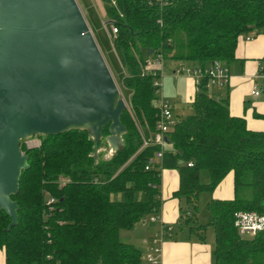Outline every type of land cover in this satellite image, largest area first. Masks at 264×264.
<instances>
[{"label":"trees","instance_id":"1","mask_svg":"<svg viewBox=\"0 0 264 264\" xmlns=\"http://www.w3.org/2000/svg\"><path fill=\"white\" fill-rule=\"evenodd\" d=\"M102 1L117 30L111 43L128 69L122 83L130 90L134 117L123 111V144L106 159L102 152L95 156L94 145L104 143L108 126L96 142L88 129L79 128L37 134L38 147L20 141L28 167L11 196L18 204L16 224L8 229L11 219L0 211L5 264H148L154 236L147 240L144 259L143 249L123 241L120 232L158 216L163 169L177 170L179 184L172 196L184 199L185 206L179 205L174 225L164 226L162 242L192 237L203 242L205 227L211 226L214 264H264V232L241 236L233 224L238 210L264 211V131L250 130L243 117L231 115L228 98L209 92L207 74L214 65L227 68L235 60L241 38L264 33V0H171L163 6L149 0ZM158 54L188 62L202 74L193 112L174 117L168 146L146 169L159 147H141L138 125L148 137L156 131L160 111L153 82L160 71L153 75L146 63ZM255 117L264 119V113ZM228 173H233L234 197H211ZM203 192L210 193L205 224L197 219ZM49 198L53 203L47 204Z\"/></svg>","mask_w":264,"mask_h":264},{"label":"water","instance_id":"2","mask_svg":"<svg viewBox=\"0 0 264 264\" xmlns=\"http://www.w3.org/2000/svg\"><path fill=\"white\" fill-rule=\"evenodd\" d=\"M125 109L76 0H0V211L8 229L17 222L11 196L28 167L20 141L79 128L96 142L108 126L115 147Z\"/></svg>","mask_w":264,"mask_h":264},{"label":"crops","instance_id":"3","mask_svg":"<svg viewBox=\"0 0 264 264\" xmlns=\"http://www.w3.org/2000/svg\"><path fill=\"white\" fill-rule=\"evenodd\" d=\"M249 36L245 39L241 38L237 43L235 60L227 66L228 83L225 86H214L217 89L210 93L219 98H228L230 114L243 117L248 129L264 131V119L255 117L256 113H264V74L261 73V69L264 66V33ZM180 67L181 65L178 66L175 63L170 64L168 68L170 72L164 76L162 81V84H164V89L162 85L163 97L168 98V95H176L180 98L179 92H182L183 89H176V91L173 89L177 86L176 83L185 82V87L189 85L190 92L191 94L193 93L192 98H194L196 87L193 91L189 83L190 81L193 83L192 76L186 72L185 75L183 72H177ZM181 76H184V78ZM254 87L260 91L257 96L251 93ZM171 109L172 114H174L172 106ZM178 184L177 170L163 169L161 171L162 205L160 213L155 216L157 217L154 219L155 221L146 227L141 235L143 240L139 247L143 249L144 259L150 249V243L147 240L159 233L160 230H163L164 226H172L178 219L179 200L172 196V193L178 188ZM212 196L217 199H232L234 197L233 173H228L225 176L214 189ZM212 249L213 245L211 246L208 242L165 239L161 242L160 252L156 257L159 260V264H214L211 254ZM0 264H5L3 249H0Z\"/></svg>","mask_w":264,"mask_h":264},{"label":"rangeland","instance_id":"4","mask_svg":"<svg viewBox=\"0 0 264 264\" xmlns=\"http://www.w3.org/2000/svg\"><path fill=\"white\" fill-rule=\"evenodd\" d=\"M77 3L79 4L81 11L85 17V20L87 22V25L89 27V30L92 32L93 36L95 37L97 44L106 60V63L108 67L110 68V71L117 83V86L120 89L121 97L125 99L127 105H128V110L131 112L132 116L134 117V113L131 109L130 106V90L125 88L123 86L122 80L124 76L128 73V69L125 67V64H121L120 59L118 60L117 54L114 50L113 44L111 41L113 40L114 36L113 34L110 33L111 36L108 35L107 31L110 29V23L109 19L107 18L105 12H104V3L102 0H76ZM164 63V69H163V75L160 78L161 82L164 79V76L168 74L169 71V66L170 64H177L178 66L181 65L184 68H189L192 66V64L184 61H172L170 59H163ZM177 68V67H176ZM183 74L185 75V72L182 71ZM184 78V76H181ZM180 77V78H181ZM163 83V82H162ZM191 84V87L194 91L195 85L192 83V81L189 82ZM177 86L173 89L176 91V89H183L182 92L180 93V98L176 95H168V100L171 103V106L173 107V112H174V117H184L190 113L193 112L192 107H191V98L193 96V93L191 94L189 85L187 83V87H185V82H178L176 83ZM163 89H164V84ZM214 86H219L217 84L211 85V88H209V92H212L213 90H216L217 88ZM193 100V98H192ZM136 120V119H135ZM137 123V121H136ZM139 130L141 133H143L147 138H148V133L144 129H142L139 125ZM123 135V134H122ZM122 135L120 136V139L116 141V146L113 147L112 144L114 141H109L112 136L109 134L104 138V143L98 148V152H102L101 158L106 159L109 158L116 150H118L122 144H123V138ZM109 138V139H108ZM38 137L37 134H34L33 136L26 137L22 141L26 145L28 144H38ZM118 197V196H116ZM213 197V196H211ZM210 199V193L203 192L199 196V201H198V213H197V219L199 223L205 224L208 219V210H207V202ZM184 199L179 200V205L184 207ZM155 216H148L144 220L139 221L135 227L132 230H123L120 232V238L128 243H132L136 245L137 247L141 246V241L143 240L142 234L143 231L146 229V227L150 226L151 223H153ZM179 218V216H178ZM144 221H146L144 223ZM174 225V224H173ZM174 226V230H175ZM185 228V227H184ZM177 230V229H176ZM188 230L185 228V232ZM205 236H204V241L203 243H210V245H213V228L211 226H206L205 227ZM142 238V239H141ZM179 238V237H178ZM167 240V239H166ZM179 241V239H177ZM189 242H198L195 237H192ZM200 242V241H199ZM141 248V247H140Z\"/></svg>","mask_w":264,"mask_h":264},{"label":"built area","instance_id":"5","mask_svg":"<svg viewBox=\"0 0 264 264\" xmlns=\"http://www.w3.org/2000/svg\"><path fill=\"white\" fill-rule=\"evenodd\" d=\"M171 0H149L151 4H157L159 6H163L168 4ZM161 23V20H158ZM110 29L107 31L108 35L117 33L115 28V24L112 21H109ZM248 38V37H247ZM163 57L161 54H158L152 59H149L146 63V68L148 71H151L153 75L158 74L157 71H160V78L163 73L161 70L163 69ZM186 72L192 76L193 84H198V80L201 77L202 71L198 68H184L180 67L177 69V72ZM207 74L210 76V83L222 85L223 83H228V69L225 67H220L219 65H214L209 70H207ZM160 78H156L153 82V85L156 88V94L158 95L156 100L154 101V105L159 109V119L156 123V131L153 133L151 137H145L142 133V146L146 147L149 145H156L159 149L156 151L153 158H150L146 169H148L156 159L162 157L163 150L168 146L167 143V133L170 130L171 126L175 123V119L172 114V109L169 101L162 96V82ZM253 95L257 96L260 91L254 87L252 92ZM38 144H28L27 147H38L40 145V140H38ZM188 166H192V162L187 163ZM54 199L49 198L47 204L53 203ZM234 221L233 224L236 227L238 233L241 236H254L260 232H264V211H245L238 210L234 212ZM157 217H154V219ZM163 230H160L159 233H156L154 237L151 239L152 244V253L147 256L148 264H159V260L157 259V255L160 252V243L162 242Z\"/></svg>","mask_w":264,"mask_h":264}]
</instances>
